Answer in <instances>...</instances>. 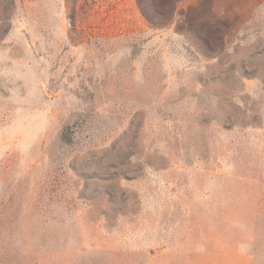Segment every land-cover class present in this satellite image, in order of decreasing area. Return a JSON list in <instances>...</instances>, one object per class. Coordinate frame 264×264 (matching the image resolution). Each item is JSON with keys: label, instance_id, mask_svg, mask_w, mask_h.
I'll return each instance as SVG.
<instances>
[{"label": "rangeland", "instance_id": "rangeland-1", "mask_svg": "<svg viewBox=\"0 0 264 264\" xmlns=\"http://www.w3.org/2000/svg\"><path fill=\"white\" fill-rule=\"evenodd\" d=\"M0 264H264V0H0Z\"/></svg>", "mask_w": 264, "mask_h": 264}]
</instances>
